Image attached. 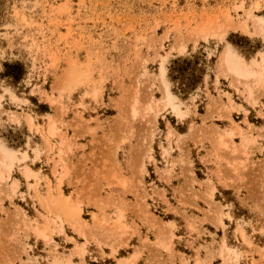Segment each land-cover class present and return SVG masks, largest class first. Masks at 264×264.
<instances>
[{
    "label": "rangeland",
    "instance_id": "rangeland-1",
    "mask_svg": "<svg viewBox=\"0 0 264 264\" xmlns=\"http://www.w3.org/2000/svg\"><path fill=\"white\" fill-rule=\"evenodd\" d=\"M0 264H264V0H0Z\"/></svg>",
    "mask_w": 264,
    "mask_h": 264
},
{
    "label": "bare ground",
    "instance_id": "bare-ground-1",
    "mask_svg": "<svg viewBox=\"0 0 264 264\" xmlns=\"http://www.w3.org/2000/svg\"><path fill=\"white\" fill-rule=\"evenodd\" d=\"M227 65L229 66L228 69L231 68V70H233V71H236V70H237V69H236V68H237V64H236V63H234V62H232V61H230V60H227ZM225 66H226V65H225ZM238 70H239V69H238ZM240 71H241V72H242V71L244 72V70H242V69H241ZM234 73H235V72H234ZM251 75H252V74H251ZM252 76H253V75H252ZM246 77H248V76H246ZM254 77H256V75H255ZM259 79H260V78H255L254 80H253V79H252V80H253L254 82H255V80H256V82H260ZM250 83H251V82H250ZM253 88H254V87H253ZM165 99H166V97H165ZM238 158H239V157H238ZM221 173H222V172H221ZM61 198H62V197H61ZM61 198H60V199H61ZM60 199H59V200H60ZM62 201H63V199H62ZM66 203H67V202H66ZM60 204H61V203H60ZM52 205H53V204H52ZM53 206H54V205H53ZM67 206H68V204H67ZM62 207H63V206H62ZM60 209H61V206H60ZM61 210H62V209H61ZM63 210H64V208H63ZM52 211H53V210H52ZM59 211H60V210H59ZM53 213H54V212H53ZM65 213H67V212H65ZM72 215H74V214L72 213ZM57 216H58V215H57ZM104 228H105V227H104ZM191 228H192V227H191ZM78 229H79V228H78ZM118 230H119V229H118ZM123 230H124V229H123ZM35 231H36V230H35ZM123 232H124V231H123ZM121 233H122V232H121ZM109 236H110V235H109ZM112 239H113V238H112Z\"/></svg>",
    "mask_w": 264,
    "mask_h": 264
}]
</instances>
